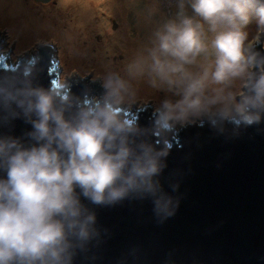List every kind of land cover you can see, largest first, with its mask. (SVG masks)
Segmentation results:
<instances>
[{
  "label": "clouds",
  "instance_id": "obj_1",
  "mask_svg": "<svg viewBox=\"0 0 264 264\" xmlns=\"http://www.w3.org/2000/svg\"><path fill=\"white\" fill-rule=\"evenodd\" d=\"M166 4L169 13L125 67L171 93L153 110V127L169 133L207 123L223 131L264 120V55L246 44L249 25L264 30V0ZM101 88L94 105L68 117L61 90L0 78V127L17 119L30 126L23 137L0 133V264H72L75 250L96 235L95 213L81 195L109 205L157 192L167 153L132 140L138 121L126 123L117 111L129 81L109 72ZM155 203L158 213L172 214L170 198L161 194Z\"/></svg>",
  "mask_w": 264,
  "mask_h": 264
},
{
  "label": "water",
  "instance_id": "obj_2",
  "mask_svg": "<svg viewBox=\"0 0 264 264\" xmlns=\"http://www.w3.org/2000/svg\"><path fill=\"white\" fill-rule=\"evenodd\" d=\"M13 47L7 33L0 35V78H27L61 90L68 117L102 97L100 82L88 75L60 83L51 45H39L36 56L8 65ZM253 48L264 55L258 43ZM52 61L56 70L49 72ZM117 111L126 123L138 121L140 129L132 137L136 144L147 141L166 150L154 178L158 190L131 193L109 205L81 195L95 213L96 235L75 250L72 264H264V120L251 126L228 124L223 131L205 123L162 133L153 127L156 113L147 102ZM29 127L17 119L0 127V133L23 137ZM161 194L171 200V215L157 212Z\"/></svg>",
  "mask_w": 264,
  "mask_h": 264
},
{
  "label": "rangeland",
  "instance_id": "obj_3",
  "mask_svg": "<svg viewBox=\"0 0 264 264\" xmlns=\"http://www.w3.org/2000/svg\"><path fill=\"white\" fill-rule=\"evenodd\" d=\"M168 13L166 0H58L50 5L44 21L31 17L29 24L44 27V34L49 36V40L39 37L38 44L57 49L61 84L66 83L67 77H76L77 73L82 77L93 75L100 80L109 72H119L130 84L121 108H136L147 102L153 111L171 93L151 87L146 77L128 76L125 67L148 44L153 28ZM262 31L257 29L255 22L249 25L246 44L253 47L258 43L264 48V38H260ZM13 56L17 57L14 62L24 57ZM32 56L34 54L24 58ZM239 87L237 82L233 90L238 91Z\"/></svg>",
  "mask_w": 264,
  "mask_h": 264
},
{
  "label": "flooded vegetation",
  "instance_id": "obj_4",
  "mask_svg": "<svg viewBox=\"0 0 264 264\" xmlns=\"http://www.w3.org/2000/svg\"><path fill=\"white\" fill-rule=\"evenodd\" d=\"M57 2L58 0H0V35L7 33L9 46L14 45L10 59L15 60L17 58L16 56L11 57L12 55H18L19 58L33 54L36 56L38 52L37 45H40L38 44V38L42 36L47 37L49 40V36L44 34L46 31L44 27L40 25L31 27L29 24L30 18H36L40 22L44 21L50 5ZM66 8L69 9V6ZM49 21L51 22L52 19ZM30 43H32V48L29 49ZM54 49L56 52L57 49L55 47ZM30 51L33 52L30 53ZM59 73H61V70L58 71ZM88 78L95 79L93 75H88ZM98 81L101 84L102 78Z\"/></svg>",
  "mask_w": 264,
  "mask_h": 264
},
{
  "label": "snow or ice",
  "instance_id": "obj_5",
  "mask_svg": "<svg viewBox=\"0 0 264 264\" xmlns=\"http://www.w3.org/2000/svg\"><path fill=\"white\" fill-rule=\"evenodd\" d=\"M3 60H4V57L0 56V61H3ZM34 62H35V59L29 61V63H34ZM51 63H52L53 66L49 68V72H54L56 70L55 66H54L55 62L52 61Z\"/></svg>",
  "mask_w": 264,
  "mask_h": 264
},
{
  "label": "bare ground",
  "instance_id": "obj_6",
  "mask_svg": "<svg viewBox=\"0 0 264 264\" xmlns=\"http://www.w3.org/2000/svg\"><path fill=\"white\" fill-rule=\"evenodd\" d=\"M90 15H92V14H90ZM102 24V23H101ZM125 33V30H123V32H122V35ZM145 36H148V35H145ZM149 37H150V35H149ZM17 62V61H16Z\"/></svg>",
  "mask_w": 264,
  "mask_h": 264
}]
</instances>
